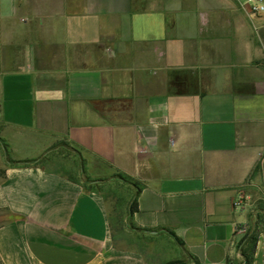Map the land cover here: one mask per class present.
Masks as SVG:
<instances>
[{"label":"crops","instance_id":"obj_1","mask_svg":"<svg viewBox=\"0 0 264 264\" xmlns=\"http://www.w3.org/2000/svg\"><path fill=\"white\" fill-rule=\"evenodd\" d=\"M245 1L0 0V264H243L249 229L264 264V12Z\"/></svg>","mask_w":264,"mask_h":264},{"label":"rangeland","instance_id":"obj_2","mask_svg":"<svg viewBox=\"0 0 264 264\" xmlns=\"http://www.w3.org/2000/svg\"><path fill=\"white\" fill-rule=\"evenodd\" d=\"M59 153L62 155H71L70 149L64 148V147H62V149L59 150ZM104 198L108 199L110 203L109 205V208L111 209L110 210V226H111L112 231L116 234L125 233L127 229L131 228L128 221L124 222V218L126 215V209H125L126 200L127 199L129 200L128 202V205H129L130 202L133 200V196H131V194L128 195L125 192L124 188L114 186L111 189V191H106L104 193ZM258 207L260 206L258 205L255 206V211L258 209ZM257 217L259 218L258 220L256 219V221H258L259 223H261V225L264 226V213L260 214V216H257ZM248 233H251L250 229L245 232V235H247Z\"/></svg>","mask_w":264,"mask_h":264},{"label":"trees","instance_id":"obj_3","mask_svg":"<svg viewBox=\"0 0 264 264\" xmlns=\"http://www.w3.org/2000/svg\"><path fill=\"white\" fill-rule=\"evenodd\" d=\"M37 165L38 163L29 162L24 163L23 165ZM136 210V202L135 200H132L129 204V209L126 212V215H130ZM256 235L255 232L252 231L251 233H248L244 236L243 240L240 242V254L242 257L243 264H251L252 263V256H253V250L256 244Z\"/></svg>","mask_w":264,"mask_h":264},{"label":"built area","instance_id":"obj_4","mask_svg":"<svg viewBox=\"0 0 264 264\" xmlns=\"http://www.w3.org/2000/svg\"><path fill=\"white\" fill-rule=\"evenodd\" d=\"M244 5L247 6L253 14H260L264 12V5L261 0H246Z\"/></svg>","mask_w":264,"mask_h":264}]
</instances>
